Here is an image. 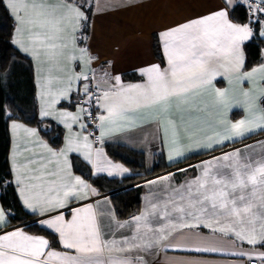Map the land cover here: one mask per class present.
<instances>
[{
    "label": "snow or ice",
    "instance_id": "6c2138e0",
    "mask_svg": "<svg viewBox=\"0 0 264 264\" xmlns=\"http://www.w3.org/2000/svg\"><path fill=\"white\" fill-rule=\"evenodd\" d=\"M232 3L233 0H224L225 7L211 14L161 31L158 35L167 66L161 68L154 64L140 69L141 75L147 77L145 83L124 86L120 76L114 77L115 90L104 91L95 97L107 113L98 117L101 138L105 135V122L115 124L130 120L131 114L139 109H150L157 124L162 122L161 117H165L174 130L173 142L178 145L181 138L176 131V120L172 118L174 109L180 125L186 131L193 130L187 136L190 143L204 149H214L225 141L264 130V107L257 105L254 94L259 74L260 96L264 97V65L242 71L244 55L241 44L253 35V30L248 24L240 25L229 20L228 7ZM7 6L17 24L12 42L22 51L30 53L38 66L45 62L59 66L64 58L76 59V37L69 35L68 29L87 19L79 6L70 0H7ZM258 11L264 12V7L258 8ZM259 34L264 37V30ZM79 52L81 56L87 55L86 48H80ZM217 76L226 77L229 87L213 89L211 86ZM81 79L87 80L88 76L73 69L66 80H60L63 86L55 91L41 84L40 116H51L50 109L61 99H69L73 82ZM245 82L253 84L252 90L243 87L239 90V95L245 98L242 104L248 117L233 123L225 118L222 109L228 108L237 95L233 84L243 85ZM209 91L213 94L212 104L217 109L218 119L193 117L194 111L207 112V105L196 106V97ZM84 93L88 100L83 103L90 102L93 94L87 84L84 85ZM85 111L80 107L76 113L63 111L56 115L71 131L72 124L78 122ZM11 127L15 136L23 125L13 123ZM80 127L86 125L81 124ZM24 131L36 136L35 129L24 128ZM167 132L165 128L166 136ZM196 132L203 133L201 139H194ZM83 140L85 147L90 148L88 137L84 136ZM259 143L264 148V141ZM44 146L47 148V145ZM251 147L234 149L203 161L199 165V175L177 187L166 188V195L160 203L149 201L150 209L133 218L136 235L132 240L139 239L140 243L130 247L146 250L153 242L160 244L168 240L175 231L200 226L224 235L234 234L238 240L253 246L264 244V151L255 154L249 151ZM78 151L79 145L69 136L64 148L55 151L48 148L47 157L33 153L20 161V153L14 143L11 161L19 197L26 208L45 217L39 224L58 234L59 243L65 251L51 250L49 240L15 229L0 234V264H50L53 258L58 259L60 264H130L127 260L104 259L106 249L124 251V248L116 246L129 244V241L127 238L123 241L103 239L97 224V215L102 213H98L93 205L69 208L70 220H66L61 211L72 203L71 198H86L89 191L95 192L79 176H72L68 154ZM175 155H183L180 146L175 148ZM96 156L93 163L91 153L84 154L85 160L93 163L97 172L107 171L112 175L113 170L127 171L120 165L101 160L100 152ZM172 158L170 152L169 159ZM5 215L0 208V225L5 223ZM150 217L157 220L158 226H152ZM141 228L144 229L143 236L139 235ZM149 233L152 236L145 242L144 237ZM192 250L216 251L208 247ZM260 255L264 257V254ZM141 264H144L143 260Z\"/></svg>",
    "mask_w": 264,
    "mask_h": 264
},
{
    "label": "crops",
    "instance_id": "0c3cea01",
    "mask_svg": "<svg viewBox=\"0 0 264 264\" xmlns=\"http://www.w3.org/2000/svg\"><path fill=\"white\" fill-rule=\"evenodd\" d=\"M4 1L7 5V0ZM70 2L79 6L87 17L88 4L80 0H70ZM238 3L242 2L240 0H233L232 5L228 7V18L232 23L240 25L248 24L253 30V35L241 44V51L244 55L242 71L247 72L264 65V44L261 49L259 62L251 68H246L247 56L245 46L254 37V28L250 22H238L231 15L232 8ZM244 4L248 7L250 13L254 15L262 14L260 33L264 30V23H262L264 22V12L258 11V8L264 7V0H247ZM223 7H225L224 0H92L90 4L91 11L88 32L86 34L84 33L86 20H82L68 29V34L75 35L76 37L75 60L64 58L59 66L55 63L48 62L41 63L38 66L36 60L30 53L22 51L16 45L24 54L31 58L34 65L39 118L45 122H52L62 128V143L60 146H54L43 134L39 126L27 124L18 118H11L9 120V162L11 171V156L14 143L17 145L20 153L18 159L23 161L24 157L31 156L33 153L47 157L48 148L54 151L64 148L67 139L71 136L74 142L79 145L78 152L68 154L72 176H79L92 189H95V192L89 191L86 198H71L72 203L68 207L61 209V211L64 212L65 219L70 220L71 212L69 208L91 204L98 213H102V215H97V224L102 232L103 239L116 241H123L125 238L128 239L129 244H119L116 246L118 248H124V251H116L115 249L108 251L106 249L103 253L105 260L111 257L118 260H127L130 264H141V260H143L144 264H264V257L260 255L264 254V244L257 243L253 246L246 241L238 240L234 234L224 235L218 231L213 232L210 228L203 226L175 231L168 240L162 241L160 244L153 242L152 246L146 250L130 247L131 244L140 243L139 239L132 240V237L136 235V226L133 218L141 215L146 209H150L149 201L152 203H160L166 195V188L177 187L185 183V181L193 179L200 173L199 165L214 156H220L222 153L231 152L234 149L243 150L245 146H252L249 148V151L255 154L264 151V148L259 143L260 141H264V130L254 131L243 138L225 141L223 145L217 146L214 149H204L195 143H190L187 136L193 130L188 129L186 131L180 125L179 117L175 109L173 110L172 118L176 120V131L181 138L179 145L173 142L175 139L173 134L174 130L168 125L167 119L161 117L162 122L157 124L150 109H139L135 111L131 114L130 120L118 121L115 124L105 122V135L102 138L99 127L101 121H99L98 117L100 115H107V113L98 103H96L97 128L95 130L91 128L87 121V110L81 113V119L78 122L72 124L71 131L65 127L60 117L56 115L63 111L76 113L80 107L86 109L89 102L83 103L88 100V97L84 93L85 84L88 85L90 93L91 90H94L98 96L102 95L104 91L115 90L114 77L117 75L120 76L121 84L124 86L145 83L147 77L141 75L140 69L154 64L160 65L161 68L167 66V58L163 50V44L158 35L161 31L185 21L211 14ZM9 11L11 13L10 9ZM16 26L15 21V28ZM73 29L75 30L73 31ZM260 38L264 40V37L260 36ZM69 47L71 49V44ZM80 48H86L87 55L81 56L79 52ZM73 69L76 73L86 74L88 79L74 81L69 99H61L53 109H50L53 114L42 118L40 116L41 84L46 89L55 91L57 88L63 86L60 80H66L67 74ZM211 87L213 89L228 88V80L224 76H217L213 80ZM232 87L235 89L237 95L232 100V104L228 108L222 109V111L225 112V118L227 120L235 123L248 117V113L242 104L245 98L239 95V90L241 87L246 90H252L253 84L245 82L243 85H236L234 83ZM260 88V78L259 74H257L254 94L257 97V105L264 107V97L260 96ZM212 102L213 94L211 91L205 92L202 96H197L196 106L203 107L207 105L208 109L207 112L194 111L192 112V116L218 119L217 109L213 107ZM257 115H259V112H257ZM13 123L23 125V128L17 130L15 136L13 135L11 127ZM81 124L86 125V127L81 128ZM24 128L35 129L36 136H30L24 131ZM165 128L168 129L167 136L165 135ZM84 136L88 137L87 143L90 145V148L85 147ZM202 136L203 133L196 132L194 139H201ZM108 144L124 146L143 154L145 170H135L125 162L112 158L106 149ZM44 145H47V148ZM177 146H180L183 152L182 156L177 157L175 155V148ZM26 148L30 149V151H25ZM86 152L91 153L93 163L97 159L96 153L100 152L101 160L111 162L112 165H120L123 169H127V171L117 172L113 170L112 175H109L107 171L97 172L93 167V163L85 160L84 154ZM170 152L173 156L172 159H169ZM161 155L164 157V163L166 165L174 166L129 185L137 188L140 191V195L138 206L126 215H121L117 212L112 198V193L118 191V189L111 192H100V189L89 178H86L81 172L75 170L73 164V157L76 156L90 168L92 176L105 175L110 178L135 177L142 175L144 172L153 171L156 158ZM51 166L54 167L55 165ZM105 166L107 167L108 165L106 164ZM12 175L14 181L15 176L13 171ZM165 177L168 179H162ZM15 187L17 190L16 184ZM0 208L5 211L1 201ZM24 208L36 216L33 221L38 224L41 219L45 218L39 213H33L25 206ZM5 214V223L0 225V234L21 229L28 235L39 236L49 240L51 250L65 251L59 243L58 234H55L53 230L47 229L45 226L39 224L41 227L55 234L56 240L54 242L42 233L33 232L25 228V224L10 225V219L6 211ZM150 220L153 227L158 226L156 219L150 217ZM120 224H124L125 226L119 227ZM257 227H259V223H257ZM139 235H144L143 228H141ZM151 236L152 234L149 233L147 237H144L145 242H148ZM196 247L214 248L216 251L198 252L192 250ZM239 253L245 254L240 255ZM252 261L256 262L254 263ZM50 264H60V261L53 258Z\"/></svg>",
    "mask_w": 264,
    "mask_h": 264
},
{
    "label": "trees",
    "instance_id": "16d2710c",
    "mask_svg": "<svg viewBox=\"0 0 264 264\" xmlns=\"http://www.w3.org/2000/svg\"><path fill=\"white\" fill-rule=\"evenodd\" d=\"M90 11L88 8L85 34L88 32ZM231 15L238 22H250L254 28V37L245 46L247 56L245 67L251 68L259 62L264 44V40L259 36L262 14L254 15L249 12L244 3H238L232 8ZM14 29L15 20L5 1L0 0V201L9 216L10 225L25 224V228L42 233L54 242L55 234L33 221L36 216L24 208L13 181L9 162V120L11 118H18L27 124L39 126L54 146H60L62 143V128L39 118L34 65L31 58L12 42ZM106 149L112 158L125 162L135 170H145L143 154L124 146L111 144H108ZM73 164L75 170L89 178L100 192L118 189L112 193V198L117 212L121 215L128 214L139 204L140 191L129 186L130 184L174 166L166 165L161 155L156 158L153 171L144 172L135 177L110 178L105 175L92 176L90 168L76 156L73 157Z\"/></svg>",
    "mask_w": 264,
    "mask_h": 264
},
{
    "label": "built area",
    "instance_id": "2783aa9c",
    "mask_svg": "<svg viewBox=\"0 0 264 264\" xmlns=\"http://www.w3.org/2000/svg\"><path fill=\"white\" fill-rule=\"evenodd\" d=\"M91 94H93V98L89 102V104H87V106H86L87 121H88L89 125L91 126V128H93L95 130L97 128V125H96V120H97V106H96V103H97V101L95 99V97L97 95H96L94 90H91ZM89 113H90V115H89ZM252 262L255 263L256 261H252Z\"/></svg>",
    "mask_w": 264,
    "mask_h": 264
},
{
    "label": "rangeland",
    "instance_id": "374dc122",
    "mask_svg": "<svg viewBox=\"0 0 264 264\" xmlns=\"http://www.w3.org/2000/svg\"><path fill=\"white\" fill-rule=\"evenodd\" d=\"M80 1L83 2V3L88 4V6H89V8H90V4H91L92 0H80ZM96 121H97V120H96Z\"/></svg>",
    "mask_w": 264,
    "mask_h": 264
}]
</instances>
